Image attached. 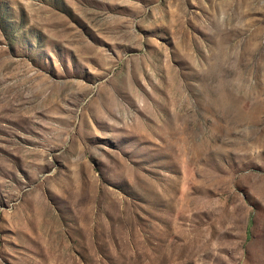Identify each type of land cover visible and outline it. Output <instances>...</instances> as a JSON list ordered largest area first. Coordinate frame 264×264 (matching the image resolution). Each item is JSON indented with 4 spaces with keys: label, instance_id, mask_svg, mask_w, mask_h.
<instances>
[{
    "label": "rangeland",
    "instance_id": "374dc122",
    "mask_svg": "<svg viewBox=\"0 0 264 264\" xmlns=\"http://www.w3.org/2000/svg\"><path fill=\"white\" fill-rule=\"evenodd\" d=\"M0 264H264V0H0Z\"/></svg>",
    "mask_w": 264,
    "mask_h": 264
}]
</instances>
